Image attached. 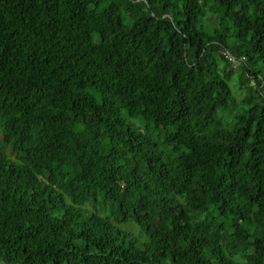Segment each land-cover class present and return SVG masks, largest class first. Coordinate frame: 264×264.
Here are the masks:
<instances>
[{
    "label": "trees",
    "instance_id": "trees-1",
    "mask_svg": "<svg viewBox=\"0 0 264 264\" xmlns=\"http://www.w3.org/2000/svg\"><path fill=\"white\" fill-rule=\"evenodd\" d=\"M1 263L264 264V0H0Z\"/></svg>",
    "mask_w": 264,
    "mask_h": 264
},
{
    "label": "rangeland",
    "instance_id": "rangeland-1",
    "mask_svg": "<svg viewBox=\"0 0 264 264\" xmlns=\"http://www.w3.org/2000/svg\"><path fill=\"white\" fill-rule=\"evenodd\" d=\"M231 60H232V65L230 66V68L229 67L227 68L229 71L232 72L231 77L229 78V84L232 87V90H233L235 96L238 99H240L242 96H244L245 91L243 89H240L239 85H238L237 71L239 69H238L237 65L239 62H237L233 58ZM218 64L222 67L224 66V63L222 61H219ZM118 226L122 229L133 231L136 236L140 237L142 234V231L139 228V226L137 224H135L133 221H129L125 224H120ZM1 264H6V263H1Z\"/></svg>",
    "mask_w": 264,
    "mask_h": 264
}]
</instances>
